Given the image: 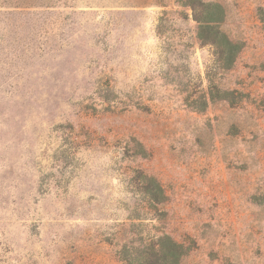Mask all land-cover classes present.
<instances>
[{
  "label": "rangeland",
  "instance_id": "374dc122",
  "mask_svg": "<svg viewBox=\"0 0 264 264\" xmlns=\"http://www.w3.org/2000/svg\"><path fill=\"white\" fill-rule=\"evenodd\" d=\"M208 1L229 71L184 0H0V264H264V0Z\"/></svg>",
  "mask_w": 264,
  "mask_h": 264
},
{
  "label": "trees",
  "instance_id": "16d2710c",
  "mask_svg": "<svg viewBox=\"0 0 264 264\" xmlns=\"http://www.w3.org/2000/svg\"><path fill=\"white\" fill-rule=\"evenodd\" d=\"M183 5L191 10L193 21L197 24V40L214 50V56L223 71L233 68L240 53V45L231 41L220 31L224 21V8L208 0H184ZM159 190V186L156 185ZM166 246L159 250L162 264H179V257L183 255L181 247L166 239Z\"/></svg>",
  "mask_w": 264,
  "mask_h": 264
}]
</instances>
